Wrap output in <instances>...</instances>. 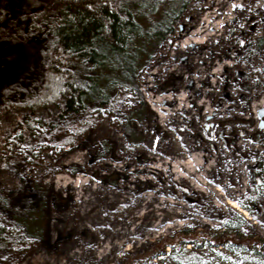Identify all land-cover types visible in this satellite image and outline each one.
Listing matches in <instances>:
<instances>
[{
    "label": "rangeland",
    "instance_id": "374dc122",
    "mask_svg": "<svg viewBox=\"0 0 264 264\" xmlns=\"http://www.w3.org/2000/svg\"><path fill=\"white\" fill-rule=\"evenodd\" d=\"M240 1L246 2L245 6L236 10L223 32L224 40L215 43L208 60L212 62L210 69L224 62L231 66L222 68L215 77L219 86L214 94L203 95L213 88L209 76L206 84L199 85L198 95L192 96L196 102L209 99L219 115L204 120L192 119L190 113L179 117L201 126L197 128L200 135L188 138L201 146L195 150L200 154L195 161L211 166L209 187L200 189L203 185L195 187L173 176L169 179L159 170H149L157 158L177 156L171 147L177 133L169 123L163 124L151 98L178 95L191 73L185 59L189 55L195 60L196 47L179 53L164 67L173 46L181 42L177 33L188 22L195 27L197 15L201 17L206 10V0H191L173 33L155 46L151 66L140 72L139 96L119 88L106 108H93L60 123L54 119L59 103L36 112L11 108L0 114L1 187L20 191L28 188L24 187L26 180L34 181L39 188L27 195L28 201L45 200L43 232L25 241L19 251L6 253L0 248V264H259L264 260V128L260 127L264 115L258 114L264 108V50L257 51L252 43L257 37L264 38V5L262 0H236ZM9 3L0 0V19ZM34 10L35 20L45 12L40 7ZM17 17H12L10 26L16 28ZM173 65L180 67L181 73L173 71ZM143 102L149 111L141 116L137 111ZM198 110L190 107L193 113ZM127 115L133 119L127 121ZM30 116L46 122L53 119V124L42 129V137L35 141L29 135L17 139L20 143H15L16 147L29 145V160L24 162L25 156L15 148L4 154L3 144L6 137L16 134L19 121ZM127 128L137 133V143L126 138ZM56 177L62 180L58 183ZM81 177L89 182L82 190L84 199H78L72 183H66ZM104 192L115 194L116 199L109 201ZM147 192L178 200L190 211L169 213L155 228L151 227L155 224L153 215H146L137 224L133 215L140 210V198ZM228 198L243 201L247 207L240 208L247 215L229 207L225 202ZM124 208L130 212L119 215L117 212ZM188 238L184 245L179 244L180 239ZM154 251L161 253L150 257Z\"/></svg>",
    "mask_w": 264,
    "mask_h": 264
},
{
    "label": "trees",
    "instance_id": "16d2710c",
    "mask_svg": "<svg viewBox=\"0 0 264 264\" xmlns=\"http://www.w3.org/2000/svg\"><path fill=\"white\" fill-rule=\"evenodd\" d=\"M9 1L0 19V114L11 108L36 112L59 103L60 109L54 118L59 123L93 108H106L119 88L139 96L140 72L151 66L155 46L169 38L191 2ZM88 3L93 7L88 8ZM37 7L45 12L35 20L32 12ZM16 16L15 28L10 25ZM252 43L257 51L264 50L263 37L253 39ZM147 111V104L143 102L137 112L144 116ZM132 119L127 115V121ZM52 120L46 122L34 116L20 120L16 134L5 138L3 153L8 154L15 148L25 156V162L29 145L21 143L16 147L17 139L24 135L33 140L41 138L42 131L51 128ZM125 133L131 142L140 139L129 128ZM26 181L22 185L28 188L20 191H8L0 185V248L6 253L19 251L25 241L43 232L45 200L28 201L27 195H32L39 185ZM186 240L190 239H180L179 244L184 245ZM169 246L173 248L174 244ZM160 253L151 252L150 257Z\"/></svg>",
    "mask_w": 264,
    "mask_h": 264
},
{
    "label": "bare ground",
    "instance_id": "6f19581e",
    "mask_svg": "<svg viewBox=\"0 0 264 264\" xmlns=\"http://www.w3.org/2000/svg\"><path fill=\"white\" fill-rule=\"evenodd\" d=\"M262 1L264 5V0ZM233 4H240L242 5L241 7H243L246 2H236V0H206L203 4V7L206 8V10L201 17H198L197 15V25L194 27V23L188 22L180 29L176 37L181 40V42L173 46L174 52L169 56L170 59L167 60L164 67L171 65V61L175 59L179 53L186 51L189 47H196L198 50L195 52V60L192 61L193 59L189 55H187V58L185 59V65L189 67L191 73L185 77L178 95L157 94L151 98L153 108L163 124L169 123L177 133L176 142L172 141L171 144V147L177 156H168L166 159L157 158L156 163L151 165L149 170H159L169 179H172L173 176V179H177L180 182L185 180L187 183L195 187L203 185L200 189L209 187L207 174L211 169V166H203L204 164L195 161L198 156H200L199 152L195 150L201 148V146H199L198 143L195 144L191 142L188 137L189 135L194 136L195 134H198L199 130L197 128H201V126L197 127L195 124L190 125V122L186 118L185 120L180 121L179 117L182 115L188 117L187 115L190 113V118L195 119L196 117H199L204 120L209 115H219L218 110L211 107V101L209 99L201 98L196 102L192 96L198 95L200 92L199 85L202 86L206 84L209 76L211 77V86L213 88L209 92L204 91L203 95L206 97L210 94H214L219 86L215 77H217L222 68L231 66L229 62H224L222 64H217L210 69L212 62L208 60L211 59L212 47L215 43L224 40L223 32L238 9L233 7ZM192 27L194 28L189 31L188 29ZM203 46H208L211 49L209 51L201 50V47ZM160 67L162 68L163 66ZM172 70L181 73V68L176 65H173ZM190 107L201 110H198L197 113H193L190 111ZM176 143H179L181 147H177ZM188 151H191L192 153L185 156ZM60 180H62V177H56L55 179L58 183ZM66 183H72L76 190L75 193L77 198L84 199L82 196V190L86 189L89 183L84 177L75 178V180H68ZM234 190L238 191L239 189ZM234 190H231L230 193L233 196H236L237 193H235ZM103 195L109 198V201L116 199V195L113 193L108 195L104 192ZM229 201H231V203ZM225 202L229 207L245 214V211L236 206L237 202L234 198H228ZM139 203L141 206L140 210L133 215L137 221L136 223L138 224L146 215H153L155 218V224L151 226L152 228L157 227L160 224V221L169 213L178 215L187 214L190 211L185 206H182L178 200L157 198L154 194L148 192L141 196ZM129 212L130 210L128 208H124L117 213L119 215H124Z\"/></svg>",
    "mask_w": 264,
    "mask_h": 264
},
{
    "label": "snow or ice",
    "instance_id": "6c2138e0",
    "mask_svg": "<svg viewBox=\"0 0 264 264\" xmlns=\"http://www.w3.org/2000/svg\"><path fill=\"white\" fill-rule=\"evenodd\" d=\"M104 2L107 3V0H104ZM241 6H242V5H240V4H233V7H236V8H239V7H241ZM87 7H88V8H92V7H93V4H92V3H88V4H87ZM240 43L243 44L244 42L241 41ZM258 114H259V115H264V108L260 109L259 112H258ZM260 127L264 128V121L261 122ZM210 182H211V181H210ZM225 184H227V182H225ZM229 186H230V185H229ZM217 187L220 188L221 185L218 184ZM262 187H264V185H262ZM249 199L255 200L256 198H255V197H249ZM229 202L231 203V201H229ZM236 206L241 207L242 209L247 207V206L243 205V201H239V202L237 203ZM237 215H238V214H237ZM245 215H247V212H245ZM227 222H228V221H224V223H227ZM242 222H243V221H242ZM159 258H160L161 260L164 259V257H162V256L159 257ZM174 258H175V257H174ZM222 258H223V259H231V257H222ZM182 264H183V262H182ZM259 264H264V260L259 261Z\"/></svg>",
    "mask_w": 264,
    "mask_h": 264
}]
</instances>
